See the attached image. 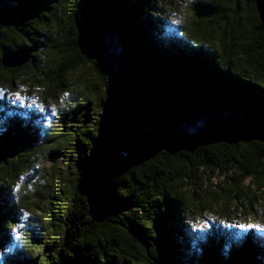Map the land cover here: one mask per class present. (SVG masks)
Here are the masks:
<instances>
[{
    "label": "trees",
    "instance_id": "1",
    "mask_svg": "<svg viewBox=\"0 0 264 264\" xmlns=\"http://www.w3.org/2000/svg\"><path fill=\"white\" fill-rule=\"evenodd\" d=\"M200 1L177 28L162 0H0V84L14 95L24 73L68 103L61 130L17 108L0 133L2 264H264L252 230L228 228L264 236V0ZM19 48L31 60L5 70ZM48 150L66 165L36 191L48 225L15 248L16 178ZM117 156L114 212L94 224L84 187Z\"/></svg>",
    "mask_w": 264,
    "mask_h": 264
},
{
    "label": "rangeland",
    "instance_id": "2",
    "mask_svg": "<svg viewBox=\"0 0 264 264\" xmlns=\"http://www.w3.org/2000/svg\"><path fill=\"white\" fill-rule=\"evenodd\" d=\"M209 0H206L207 3ZM200 0H162L161 6L166 18L176 26L180 28L186 22H189L195 14V10L199 5ZM24 73H21L15 81L16 91L13 95L12 91L8 88L2 87L0 84V94L6 98L4 108L0 110V133L4 132L8 128L12 121L15 119L9 114L11 111L24 110L23 118L29 119V112L33 111L36 116H40L37 123H41L40 128L42 133H49L51 130H61V122L63 116L66 114L64 109L68 103L64 99H60L58 102L45 103L40 99V94L36 83L32 78L25 77ZM26 80L29 84H26ZM17 95L19 99H17ZM28 118V119H27ZM21 119V117H19ZM50 151V152H49ZM66 168L62 157H54L51 150L39 152L36 155V161H34L30 168L22 173H19L16 180V194L20 201V228L15 235V248L22 247L26 241L27 232L32 228L31 226H42L45 228L48 225L47 215L39 210V207L44 209L47 207L46 202L51 200H39L37 196L38 190L43 188V191L49 188V184L46 182L51 178V174L55 171H62ZM222 178H215L211 183L212 186H219ZM210 188V187H209ZM45 193H43V196ZM69 206V202H65V207ZM26 214V215H25ZM264 217V216H263ZM64 216L60 221H64ZM261 220L260 216L258 218ZM251 220V219H250ZM213 218L208 217L207 220L201 219L198 224L202 226L204 232L211 230L214 224H216ZM264 227V219L262 221ZM194 223H189L190 228H193ZM192 226V227H191ZM196 228V227H194ZM230 230L235 231V235L241 239L243 233L249 234L252 230L255 237H258L264 244V236L260 235L259 230L253 229L247 218H244L235 223L234 227H228ZM201 229V230H202ZM228 229V230H229ZM264 230V228H263ZM51 234L50 229L42 235V238L48 239ZM46 246H43L44 249ZM3 259H0L2 264Z\"/></svg>",
    "mask_w": 264,
    "mask_h": 264
},
{
    "label": "water",
    "instance_id": "3",
    "mask_svg": "<svg viewBox=\"0 0 264 264\" xmlns=\"http://www.w3.org/2000/svg\"><path fill=\"white\" fill-rule=\"evenodd\" d=\"M32 50L19 48L2 53L1 65L5 70L19 69L25 66L32 58ZM125 156H117L115 160L103 168L101 173L94 177L84 187V197L89 209V217L94 224H103L113 214L116 203V190L112 180L117 170L122 166ZM203 264H229L210 258Z\"/></svg>",
    "mask_w": 264,
    "mask_h": 264
},
{
    "label": "snow or ice",
    "instance_id": "4",
    "mask_svg": "<svg viewBox=\"0 0 264 264\" xmlns=\"http://www.w3.org/2000/svg\"><path fill=\"white\" fill-rule=\"evenodd\" d=\"M17 99H19V96L17 95ZM26 215V214H25Z\"/></svg>",
    "mask_w": 264,
    "mask_h": 264
}]
</instances>
